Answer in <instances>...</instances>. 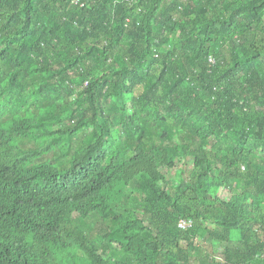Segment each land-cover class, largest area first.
<instances>
[{"label": "trees", "instance_id": "trees-1", "mask_svg": "<svg viewBox=\"0 0 264 264\" xmlns=\"http://www.w3.org/2000/svg\"><path fill=\"white\" fill-rule=\"evenodd\" d=\"M72 1L0 0V264H264V0Z\"/></svg>", "mask_w": 264, "mask_h": 264}, {"label": "built area", "instance_id": "built-area-1", "mask_svg": "<svg viewBox=\"0 0 264 264\" xmlns=\"http://www.w3.org/2000/svg\"><path fill=\"white\" fill-rule=\"evenodd\" d=\"M74 4L78 5L81 3V0H73L72 1ZM192 220H181L179 223V227L182 229H187L192 226Z\"/></svg>", "mask_w": 264, "mask_h": 264}, {"label": "rangeland", "instance_id": "rangeland-1", "mask_svg": "<svg viewBox=\"0 0 264 264\" xmlns=\"http://www.w3.org/2000/svg\"><path fill=\"white\" fill-rule=\"evenodd\" d=\"M237 236V235H236ZM207 244V243H206Z\"/></svg>", "mask_w": 264, "mask_h": 264}]
</instances>
